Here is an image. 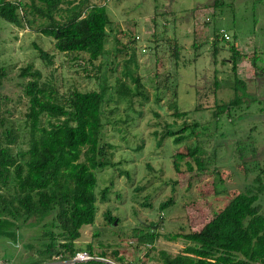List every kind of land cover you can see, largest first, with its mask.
<instances>
[{
  "label": "rangeland",
  "instance_id": "rangeland-1",
  "mask_svg": "<svg viewBox=\"0 0 264 264\" xmlns=\"http://www.w3.org/2000/svg\"><path fill=\"white\" fill-rule=\"evenodd\" d=\"M101 3L114 28L122 31L115 40L127 45L131 69L141 77L148 100L105 96L109 102L106 110L111 113L104 121L107 124L101 129L99 142L108 147L101 158L96 157V162L101 159L105 165L92 171L96 180L94 220L80 228L75 246L84 251L90 245L95 256L103 251L114 264H157L160 252L174 256L184 247L181 239L168 241L165 235L198 231L225 202V197L214 195L213 173L200 175L194 168L185 172L183 162H178L180 173L174 172L175 151L182 152L181 146L196 147L206 167L228 172L229 180L216 181V191L250 188L255 173L264 165V0ZM38 27V19L23 29L0 19V67L11 66L0 87V102L4 101L0 111L11 113L6 125L12 124L18 133L13 150H25L27 141L20 116L25 108L18 86L22 81L17 76L20 68L32 65L41 73L40 82L55 83L60 92L97 88L86 56L72 62L69 55L54 53L52 40L38 34ZM221 34L229 39L222 40ZM214 36L213 46L218 52L213 57ZM110 37L105 48L114 53L108 63H115L116 57L122 66L125 55L120 57ZM134 37L138 38L135 42ZM34 45L53 57L51 67L40 64ZM231 46L243 55L236 68L242 83L237 85L226 62ZM117 75L108 79L109 86H114ZM234 94L239 102L214 118V106L226 103ZM172 109L184 112L183 120L198 124L194 135L185 129V140L175 145L174 136L166 135L180 128V123L169 116ZM102 191L104 201L100 199ZM168 199L172 204L160 210L159 204ZM257 204L264 212V190L258 194ZM105 211L115 222L104 220ZM146 228L159 235L152 246L139 245L132 238L139 235L135 229ZM2 233L8 234V228ZM39 234L40 228L27 222L15 240L0 238V264H27L29 256L35 257L28 246L35 245ZM112 251L118 253L117 259L112 258ZM57 261L60 263L56 259L54 264Z\"/></svg>",
  "mask_w": 264,
  "mask_h": 264
},
{
  "label": "trees",
  "instance_id": "trees-1",
  "mask_svg": "<svg viewBox=\"0 0 264 264\" xmlns=\"http://www.w3.org/2000/svg\"><path fill=\"white\" fill-rule=\"evenodd\" d=\"M108 14L101 0H0L1 20L23 29L38 19L37 32L52 40L54 53L69 55L72 62L85 55L86 64L94 73L92 78L97 82L95 90L73 88L60 92L55 83L40 82L41 73L32 65L20 68L17 76L22 80L18 86L25 99L24 111L20 113L27 130L25 150H13L18 133L12 124L6 125L11 113L7 109L0 111V238L15 240L17 232L27 222L38 226L40 234L36 243L28 246L35 257L29 256L27 264L48 263L54 258L67 262L75 253L82 252L75 241L80 228L91 225L94 220L96 180L92 171L105 165L101 159L96 162V157L101 158L108 147L99 142L101 129L107 124L104 121L111 113L106 110L109 102L104 100L105 96H108L106 99L115 96L130 101L133 98L148 100L141 77L131 69L127 45L115 40L122 31L114 28ZM109 37L114 38L120 57L125 55L122 66L116 63L114 55L115 63H108L114 53H108L105 48ZM137 39L134 37L132 41ZM215 41L214 36L211 39L213 57L218 52L213 46ZM33 47L40 64L51 67L53 57ZM228 50L226 62L230 64L233 84L237 85L242 83L236 68L243 55L233 46ZM251 66L256 74L254 63ZM10 67H0V87L10 74ZM114 74L120 75L113 78L112 87L107 82ZM215 82L214 79L212 86ZM239 100L234 94L226 103L215 105L213 117L226 112ZM169 116L180 123L179 129L166 134L174 136V145L185 140L182 135L185 129L189 128L191 136L194 135L198 124L183 120L184 112L172 109ZM180 148L182 152L175 151L173 156L174 172L180 173L178 162H183L185 172L194 168L200 175L213 173L216 176L214 195L225 197V202L198 231L165 235L168 241L181 239L184 247L174 256L160 252L157 264H264V212L257 204L258 194L264 190V165L255 173L250 188L216 191V181L229 180V173L211 165L206 167L196 147ZM104 194L102 191L101 201ZM171 204L172 200L168 199L159 204V209ZM103 218L109 224L116 220L108 211L103 213ZM6 227L8 234L4 235ZM146 229H135L139 235L133 234L132 238L139 245L152 246L159 235ZM84 252L106 259L103 251L95 256L90 245ZM111 256L117 259L118 253L112 251ZM82 264L106 263L93 259Z\"/></svg>",
  "mask_w": 264,
  "mask_h": 264
},
{
  "label": "built area",
  "instance_id": "built-area-1",
  "mask_svg": "<svg viewBox=\"0 0 264 264\" xmlns=\"http://www.w3.org/2000/svg\"><path fill=\"white\" fill-rule=\"evenodd\" d=\"M222 36H223V39L224 40H228L227 35L223 34ZM93 259L94 260H100L101 262H104L106 264H114L112 261H108L107 259L102 260V259H98V258H95V257H91L90 255H88L84 251L75 253L73 255V257L70 259V263H72V264H82V263H85V262L90 261V260H93ZM55 260H56V258H54L52 262L43 263V264H54L55 263ZM58 263L59 262L57 261L56 264H58ZM61 263L62 262H60L59 264H61Z\"/></svg>",
  "mask_w": 264,
  "mask_h": 264
},
{
  "label": "clouds",
  "instance_id": "clouds-1",
  "mask_svg": "<svg viewBox=\"0 0 264 264\" xmlns=\"http://www.w3.org/2000/svg\"><path fill=\"white\" fill-rule=\"evenodd\" d=\"M228 37V36H227ZM228 39H229V37H228Z\"/></svg>",
  "mask_w": 264,
  "mask_h": 264
}]
</instances>
